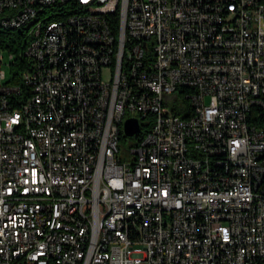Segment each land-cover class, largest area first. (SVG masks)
I'll return each mask as SVG.
<instances>
[{"label":"built area","instance_id":"2783aa9c","mask_svg":"<svg viewBox=\"0 0 264 264\" xmlns=\"http://www.w3.org/2000/svg\"><path fill=\"white\" fill-rule=\"evenodd\" d=\"M5 25L0 264H264V0H0Z\"/></svg>","mask_w":264,"mask_h":264},{"label":"trees","instance_id":"16d2710c","mask_svg":"<svg viewBox=\"0 0 264 264\" xmlns=\"http://www.w3.org/2000/svg\"><path fill=\"white\" fill-rule=\"evenodd\" d=\"M12 29V30H11ZM15 29V30H14ZM10 28V29H0V41L4 47L16 52V57L13 62L10 63V77L7 81L11 82H20V75L24 68L27 67L28 61L26 56L23 53L25 46V41L23 39L24 29L19 28ZM147 131V128H142V132L139 136L144 135V132ZM137 136V138L139 137ZM126 134H122V138H126ZM264 184V179H263Z\"/></svg>","mask_w":264,"mask_h":264},{"label":"bare ground","instance_id":"6f19581e","mask_svg":"<svg viewBox=\"0 0 264 264\" xmlns=\"http://www.w3.org/2000/svg\"><path fill=\"white\" fill-rule=\"evenodd\" d=\"M56 17L57 18L73 17V10L72 9H56ZM46 20H55V13H46ZM10 28L22 29L23 27H14V25L0 26V29H4V30L5 29H10ZM36 152H44L43 143H36Z\"/></svg>","mask_w":264,"mask_h":264},{"label":"water","instance_id":"95a60500","mask_svg":"<svg viewBox=\"0 0 264 264\" xmlns=\"http://www.w3.org/2000/svg\"><path fill=\"white\" fill-rule=\"evenodd\" d=\"M140 129V121L135 116L126 118L124 122V134L126 136H134Z\"/></svg>","mask_w":264,"mask_h":264},{"label":"rangeland","instance_id":"374dc122","mask_svg":"<svg viewBox=\"0 0 264 264\" xmlns=\"http://www.w3.org/2000/svg\"><path fill=\"white\" fill-rule=\"evenodd\" d=\"M10 67H11L10 64L3 63V68L6 71L7 78L10 77ZM109 77H110L109 69L108 68H104V70H103V78H104V80H108ZM130 139L135 140L136 137L135 136L134 137L133 136H131V137L127 136L126 138H122L121 141H122L123 144L129 145Z\"/></svg>","mask_w":264,"mask_h":264}]
</instances>
